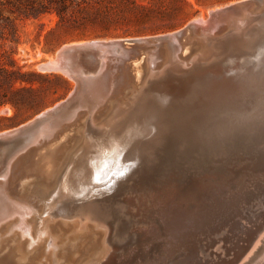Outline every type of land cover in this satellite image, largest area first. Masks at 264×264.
<instances>
[{
  "label": "water",
  "instance_id": "1",
  "mask_svg": "<svg viewBox=\"0 0 264 264\" xmlns=\"http://www.w3.org/2000/svg\"><path fill=\"white\" fill-rule=\"evenodd\" d=\"M204 42L207 48L200 46ZM66 45L56 51L52 63L47 59L39 67L74 79L69 95L0 132L2 192L12 201L31 204L35 210L30 216L35 217L41 204L29 187L48 184L47 159L54 150L52 137L40 134L45 130L52 134L56 129L52 124L83 110L89 140L75 160L81 153L84 159L78 164H57L51 180L57 177L60 189L65 188L62 184L67 186L63 192L67 197L57 200L56 209L62 211L51 223L58 227L83 212L90 216L89 228L96 222H100L99 228H106L107 250L99 260L86 264H235L264 228V220L257 224L263 201L249 194L242 206L229 211L219 204L232 198L230 195L219 200L215 209L210 202L213 188L200 163L185 169L166 163L161 174L167 177L168 171H176L177 177L167 187L164 177L156 185L151 183L158 197L139 214L130 209L138 204L133 193L150 178L148 170L162 165L161 157L169 161L174 156L178 138L186 139L184 149L209 144L210 133L198 125L190 105L201 97V83L227 77L264 49V0H239L168 33ZM150 57L157 66L138 78L132 67ZM91 89L99 95V102L88 109L81 103ZM259 111H263L258 115L263 121L264 105ZM241 129L236 130L238 136L248 134ZM254 152L259 160L264 159V147ZM129 178L131 183H127ZM32 226L22 234L19 229L5 234L0 227V264L12 263L18 245L27 246L24 252L42 246L32 239ZM60 234L59 240L67 239ZM221 240L226 243L223 251L219 245L213 247ZM42 247L37 264L52 262L50 254L44 257L52 246L44 251ZM58 259L56 264L63 261ZM26 262L23 258L20 264Z\"/></svg>",
  "mask_w": 264,
  "mask_h": 264
},
{
  "label": "rangeland",
  "instance_id": "2",
  "mask_svg": "<svg viewBox=\"0 0 264 264\" xmlns=\"http://www.w3.org/2000/svg\"><path fill=\"white\" fill-rule=\"evenodd\" d=\"M187 1L192 6H182L180 0H78L71 4L72 10L63 21L55 12L44 14L38 18H17L15 21H10L13 20L14 15L7 7L0 5V51L4 57L14 58L23 72L34 73L26 75L25 78L31 79L38 88L32 106L19 112H16L11 104L0 107L2 118L0 132L24 123L37 113L51 108L54 104L65 99L72 91L76 84L74 79L59 71H42L39 67L43 61L53 58L60 47L86 40H108L172 32L191 20L204 19L210 11L216 8L239 0ZM170 12H172L171 15H165ZM92 15L97 16L95 20H89ZM7 16L10 17V20L6 19ZM108 18L112 20L108 21ZM167 25H173L174 28L164 30L163 27ZM167 63L169 61H166ZM152 65L151 69L154 68ZM200 89L203 90L201 97L195 105L190 106L194 107L193 109L196 111L198 125L206 133H210V137L207 139L209 144L205 148L199 146L198 148L184 149L182 144L186 139L178 138L179 141L173 151L174 156L170 157L169 161H165L161 157L159 165H162H154L148 170L150 178L147 180L149 182L145 181V188L141 186V190L133 193L138 207L133 203L130 210L139 214L147 208L150 201L158 197L153 194L154 188L150 185L151 183L156 185L162 177L167 178L168 182L169 180L172 182L174 177H177L176 171H168L167 177L163 173L161 174V169L167 167L166 163L169 162V167L178 165L183 169L191 164L200 163L202 169L206 171L204 174L207 181L213 188L214 198L210 202L212 205L214 204V208L218 207L215 204L219 203V200L232 195V198H228L224 204H219L231 211L243 205L245 196L253 194L256 201H263L262 205L260 204L262 207L257 210L258 220H261L257 221V224H260L264 220V159L261 157L259 160L254 151L264 147V120L258 118V115H263V111L259 110L264 105V49L258 51L251 62L233 69L227 74V77L202 84L198 90ZM88 95L86 100L89 99ZM86 100L81 103L82 106L86 107L84 104L89 101L86 102ZM82 111L79 113L80 116H74V121L71 119L67 122L70 124L69 130L77 126L83 135L88 119L86 118L87 114ZM256 111L259 112L256 114ZM239 127H242L241 131H247L248 134L238 136L239 130L238 132L236 130ZM253 133L257 134L251 135ZM259 135L261 136L258 137ZM131 181L130 178L127 179V183H131ZM168 182L164 187H167ZM33 194L37 196L34 192ZM255 194L256 196H254ZM39 203L43 205L45 201L42 199ZM23 216L32 218L30 220L35 219L28 214ZM210 218L213 219L214 215L210 214ZM1 223L3 226V223L6 222ZM42 226L40 225V227ZM84 229L81 232L87 230ZM5 232L7 234L10 231ZM263 234L264 228L252 246L235 264L245 263L247 255ZM67 235H70V231L64 233L63 236ZM90 241H87L86 238L87 244ZM218 245L221 246L219 251H223L226 243L221 240L213 247ZM242 251L243 249L240 250V253ZM98 253L99 251L90 260L95 259ZM86 259L88 258H85V263H87ZM247 264H264V251Z\"/></svg>",
  "mask_w": 264,
  "mask_h": 264
},
{
  "label": "bare ground",
  "instance_id": "3",
  "mask_svg": "<svg viewBox=\"0 0 264 264\" xmlns=\"http://www.w3.org/2000/svg\"><path fill=\"white\" fill-rule=\"evenodd\" d=\"M237 25L239 26L240 24L238 23ZM98 40H103V39H98ZM89 41L91 40L82 41L80 43L83 44ZM93 41H96V40H93ZM66 46L68 45H65V47ZM200 46L206 47V42H204L203 44H200ZM53 61H54L53 58H50V62L52 63ZM150 64L151 65L153 64L152 66H154V68L157 66V63L155 62V60H153V57H150L149 60L147 61H140L134 64V67H132V69L134 73L136 74V76L138 78H141L145 76L146 74H148L149 72L153 71L154 68L151 69ZM212 80H208L206 82H211ZM204 83H201V84H204ZM89 91H90L89 95L87 94L89 96V99L86 100L85 98L86 102L88 100L89 101L86 104H84L86 105L88 109L93 108L92 106H95L99 102L98 101L99 95H97L96 92L92 91V89ZM74 116H80V115L79 114L73 115L72 113L71 115L63 119L66 120L65 122H67V120L71 121V119L72 120L74 119ZM64 120L59 119L57 122L52 124L53 129L55 128L56 129L52 130L53 133L52 134L50 133L51 135L48 134V132H45L46 130L44 131V134L43 133L40 134V137L42 138H44V135L46 137L48 135L52 137L51 141H54V142L53 144H51L53 145L51 149L54 148V150L51 153L49 159H47L49 162L48 163L49 168L46 170L48 176L45 175L46 180L50 184L49 183L48 184L39 183V184L33 185L30 189V192L32 193L34 192L37 195L39 201H41L42 199L45 201V203H43V205L45 206L41 204L38 210H36L37 213L35 214V219L30 220L32 218L29 219V217L23 216L24 214L31 215V213L35 210L31 204H25L22 202L12 201L7 195H5V193L2 192V189L0 188V223L3 221L6 222V223H3L4 224L3 226L1 225L2 227L0 226L1 232H5V231L11 232L14 229H19L20 234H22L24 233V231H26L25 229H27V226L29 228L30 225L31 226L33 225L34 228L32 230V236H33L32 239L34 238V240H36L38 243L41 242L40 245L42 244V246H44V247L41 246L43 248V251L44 249H47L49 245L52 246L51 248H49L50 250L49 253L47 251L45 255L43 254L44 257L50 254L49 256L52 257L53 259L52 262H49L47 264L58 263L59 257L63 259V261H61L60 264H81V262H83L86 257L88 258L86 259L87 262H90L91 261L90 258L93 255H95L97 251H99L96 258L93 259V261H96V260H99L100 256H102L103 253L107 250L106 228H102V229L99 228V226H101L100 222L99 223L96 222L91 228H89V225L87 222L90 216L83 212L79 214V216L81 217L74 216L72 220L63 221L61 224H58V227L56 226V224L53 225L51 223L54 220V217L62 211L58 208L56 209L57 200L67 197V195L65 196V194L63 193L67 186L62 184V186L65 188L60 189L59 184L55 183V182H58L57 177H54V179L51 180L52 176L55 174L58 168L57 164L60 163V161L66 164L71 161L70 165L73 163L78 164L80 159L82 160L84 159L83 158L84 156L81 153L79 154L78 159L75 160L78 154L77 151H79L81 148H83V146H85V141L89 140L87 129H84L83 135L80 133L81 130L77 126L69 130L70 124H68L69 122L64 123L63 122ZM91 128H93V126H91L90 129ZM72 131L74 132L72 133ZM142 191H143V188H142ZM56 196L57 197L59 196L60 198L59 197L57 198ZM27 223H30V225H26ZM40 225H43V226L40 227ZM84 228H86L87 230L86 232L83 231L82 233L81 231ZM57 231H59V233H57ZM60 231L63 233L70 231V235L66 236L67 237L66 240L65 239L62 240V238L61 240H59L61 237ZM82 237H84L85 239ZM81 238L84 240H82ZM86 238H87V241L91 240L88 244L86 243ZM260 242L262 243L259 244ZM84 243L86 244L84 245ZM18 246H19V249H17L18 256L12 261H9V262H12L11 264H20L23 258L24 260L27 261L24 264L40 263L41 261L40 256L42 254H39L41 253L39 252V249H41V247L38 249L37 248H32L30 250L27 249L25 250L26 252H24V249L27 246H21V245H18ZM263 251H264V234L258 240L254 248L251 250V252L247 255L246 261L243 264H247L248 262L252 261L257 256L262 254ZM38 259L39 261H37Z\"/></svg>",
  "mask_w": 264,
  "mask_h": 264
},
{
  "label": "trees",
  "instance_id": "4",
  "mask_svg": "<svg viewBox=\"0 0 264 264\" xmlns=\"http://www.w3.org/2000/svg\"><path fill=\"white\" fill-rule=\"evenodd\" d=\"M75 1L77 2L78 0H0V5L7 7L11 14L14 15L13 20H10L9 16L6 17L10 21H15L17 18H38L52 12L57 13L59 19L63 21L70 14L72 10L71 4L75 3ZM180 2L182 6H192L187 0H180ZM171 14L172 12L165 15L169 16ZM96 17V15H92L89 20H95ZM110 20L112 19L108 18V21ZM163 28L165 30L174 28V26L167 25ZM32 74L34 73L23 72L14 58L11 56L4 57V54L0 51V107L11 104L16 112H19L34 104L38 88L31 79L25 78L26 75Z\"/></svg>",
  "mask_w": 264,
  "mask_h": 264
},
{
  "label": "snow or ice",
  "instance_id": "5",
  "mask_svg": "<svg viewBox=\"0 0 264 264\" xmlns=\"http://www.w3.org/2000/svg\"><path fill=\"white\" fill-rule=\"evenodd\" d=\"M123 175V174H122Z\"/></svg>",
  "mask_w": 264,
  "mask_h": 264
}]
</instances>
